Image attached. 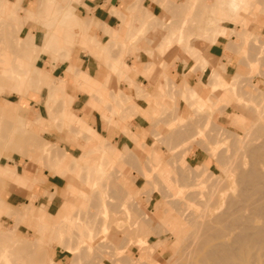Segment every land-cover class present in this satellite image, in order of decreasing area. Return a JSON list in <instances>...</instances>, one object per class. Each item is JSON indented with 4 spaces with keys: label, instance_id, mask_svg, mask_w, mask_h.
Returning <instances> with one entry per match:
<instances>
[{
    "label": "rangeland",
    "instance_id": "1",
    "mask_svg": "<svg viewBox=\"0 0 264 264\" xmlns=\"http://www.w3.org/2000/svg\"><path fill=\"white\" fill-rule=\"evenodd\" d=\"M124 4L99 35L83 0H0V264H264V231L250 243L231 238L264 227V180L250 183L255 192L236 184L251 161L243 133L262 128L250 144L264 141V0H161L157 16L140 0ZM218 35L233 58L228 78L212 68L201 96L168 77L176 62L204 67L202 49ZM76 51L105 74L82 70ZM134 56L140 67L127 63ZM135 70L155 79L151 91ZM93 109L125 139L98 131ZM136 113L151 139L132 129ZM223 240L235 258L205 261Z\"/></svg>",
    "mask_w": 264,
    "mask_h": 264
},
{
    "label": "crops",
    "instance_id": "2",
    "mask_svg": "<svg viewBox=\"0 0 264 264\" xmlns=\"http://www.w3.org/2000/svg\"><path fill=\"white\" fill-rule=\"evenodd\" d=\"M125 0H83V3L89 8L90 15L93 16V30L94 32H97V34H101L102 30V24H106L109 26H114L119 23V17L112 11L113 10H119L120 12H125ZM161 0H140L141 7L143 8V11L151 12L153 16H157L158 14H161L162 8L160 4ZM85 8V7H83ZM82 11H86V9H83ZM226 41L225 36L218 35L214 42L207 44L202 49V58L206 60V65L204 67L200 66V63H196V66L191 70L193 64V60L188 59L187 64L184 65L181 62H176L175 67L170 69L169 72V78L174 79L175 81H182L185 80L187 84L195 87L199 94L201 96H204L207 94V77L210 73L211 69L216 67L220 70L221 75L224 78H228L229 75L234 71V63L233 58L229 57L226 58L223 55V43ZM142 53H139L140 57ZM75 62L79 67L82 68V70L87 71L89 74L92 75H103L106 72V67L103 63L97 62V60L92 57L91 55H83L80 56L79 53L76 51L75 53ZM128 64L135 63L138 67L141 66L142 61L138 57L134 56V58L130 59ZM67 64V61H61L58 63V67H60L59 75H63V70ZM133 79L135 82H137V79L141 81L142 83H145L147 86V90L151 91L153 87H155V79L153 80L151 78H146L142 75H140L139 71L135 70L132 73ZM153 82L154 84L148 85V83ZM131 95H134V88L128 89ZM87 95L85 96L82 92L76 93L75 98L77 101H79L81 107L82 103L86 99ZM135 101L137 104L141 107H145L146 103L144 99L141 97H135ZM179 111V114L181 116L186 117L190 113L189 106L181 99H178L177 102V109ZM81 113V111H80ZM91 123H93L94 127L100 131H104L103 134L107 136L108 138H117L119 139H125L124 135L122 133H115V129L113 127L104 128L103 123L100 119V114L97 110L93 109L91 110ZM89 113V114H90ZM87 114V116L89 115ZM217 121H223L220 120V115L217 117ZM133 127L137 133L142 134V139L145 141L148 139H151L147 128V121L144 117H142L139 113H136L133 116ZM99 131V130H98ZM203 150V149H202ZM201 148H198L195 150L194 157L197 160H203L199 158V155H201L202 152ZM14 182L22 183L24 184L26 182V179L23 175H16ZM52 203V202H51ZM50 204V202L48 203Z\"/></svg>",
    "mask_w": 264,
    "mask_h": 264
},
{
    "label": "bare ground",
    "instance_id": "3",
    "mask_svg": "<svg viewBox=\"0 0 264 264\" xmlns=\"http://www.w3.org/2000/svg\"><path fill=\"white\" fill-rule=\"evenodd\" d=\"M234 43V42H233ZM232 45V44H231ZM249 51H250V49H249ZM251 52V51H250ZM247 85H249V84H247ZM241 90V89H240ZM264 113V112H263ZM250 115V114H249ZM251 117V116H250ZM243 120L244 119H242V123H243ZM255 121H256V119H255ZM246 122V121H245ZM244 122V123H245ZM252 124V123H251ZM259 123H256V126L258 125ZM244 125H246V124H244ZM253 125V129H255L254 128V126H255V124H252ZM250 124H249V127H248V125H247V127L248 128H250ZM262 126V124L260 125V127ZM259 127V126H258ZM264 127V126H263ZM220 128V127H219ZM252 128H250L251 130H252ZM262 129V128H261ZM260 129V130H261ZM258 131L257 130V128H256V130H253L252 132V135H251V132L250 131H246V133H243V138H242V143H243V145L244 146H242V147H245L246 148V151H247V153H246V155H248L247 157H248V160H251L250 161V168L248 169V171H246L247 170V168H245V172L243 171L242 173H240L239 175V178L237 179L238 180V182H237V180H236V184H238V186L239 187H243V190H244V187H245V185H246V183L248 184L249 183V185H247V187H250L249 188V190L251 189V191L253 190V186L255 185V183H258V182H260V181H262V180H264V173H262L261 171H259L257 168L260 166V164H262L263 163V161H262V159L264 160V158H261V155H262V157H263V155H264V153H263V150H264V141H262L261 143H258V144H256V145H254V144H250V136H252L253 137V135H254V131H258L257 133H261L262 132V130L261 131ZM244 132H245V130H243ZM224 132H226V131H223V133ZM235 133V132H234ZM256 133V134H257ZM255 134V135H256ZM229 136V135H228ZM253 139V138H252ZM236 140V139H235ZM264 140V139H263ZM237 143V142H236ZM252 143V142H251ZM242 145V144H241ZM245 151V152H246ZM243 152V151H242ZM244 152V153H245ZM263 153V154H262ZM249 155H251L252 156V158L253 157H256V159H257V161H254L252 158H250L249 157ZM223 156V155H222ZM252 160L254 161V163L257 165H254V163L252 162ZM248 164V163H247ZM248 166V165H247ZM241 170H239V172H240ZM228 172V171H227ZM238 175V174H237ZM250 183H254V185L252 186V188H251V184ZM261 183V182H260ZM262 183H264V182H262ZM258 186H259V184H257ZM264 184H262V185H260V186H263ZM258 186H256L257 188L256 189H258ZM261 188V187H260ZM259 188V189H260ZM248 190V189H247ZM248 190V193H246V191L244 192V193H246L247 195L248 194H250L251 195V193L252 192H255V191H249ZM255 190V189H254ZM257 191V190H256ZM251 192V193H250ZM258 192H259V190H258ZM264 192V191H260V195L262 194V193ZM243 192H241V194H244ZM238 194V193H237ZM246 194H244V198H245V195ZM257 194V193H256ZM252 195H254V194H252ZM238 196V195H237ZM254 196H256V195H254ZM232 197V196H231ZM230 197V198H231ZM239 197V196H238ZM243 196H241V198H242ZM253 197V196H252ZM264 197V193H263V196L261 195V197L259 196V198H257V199H260V198H263ZM243 198V199H244ZM249 199V198H248ZM255 199V198H254ZM229 200V199H228ZM247 200V199H246ZM246 200H244V202H246ZM256 200V199H255ZM255 200H252L251 198H250V202H253V201H255ZM242 201V200H241ZM248 201V200H247ZM258 201V200H257ZM261 201V200H260ZM262 202V201H261ZM260 202V203H261ZM243 203V202H242ZM248 203V202H247ZM254 203V206L253 205H251V206H249V207H255V205H259V203L257 204L256 203V201L255 202H253ZM252 203V204H253ZM229 204H230V202H229ZM244 204V203H243ZM237 205V204H236ZM262 205H264V204H262ZM228 206H230V205H228ZM245 206H246V204H245ZM259 206H257L256 208H258ZM262 208V207H261ZM234 209V208H233ZM237 209H238V207H237ZM227 210H228V208H227ZM253 210V209H252ZM222 211H223V209H222ZM224 212H226V208H225V211ZM218 213H220V211L218 212ZM223 213V212H222ZM233 213V212H232ZM260 213V212H259ZM225 213H223V215H224ZM227 214V213H226ZM243 214V213H242ZM221 215V214H220ZM228 215V214H227ZM234 215V214H233ZM232 215V216H233ZM230 216V215H229ZM231 217V216H230ZM234 217V216H233ZM246 217V216H245ZM258 217V216H257ZM222 222H223V220H221ZM264 221V220H263ZM217 223V222H216ZM219 223V222H218ZM226 222H224V223H222V224H225ZM248 224H249V228H250V224H251V222H248ZM263 224V223H262ZM240 225V224H239ZM239 225H238V228H239ZM242 226H243V224H241ZM226 226L228 227V225L226 224ZM234 226H235V224H234ZM253 226V225H252ZM263 226V225H262ZM246 227H247V229H249L248 228V226H247V224H246ZM254 227H257V226H254ZM253 227V228H254ZM207 228V227H206ZM225 228V227H224ZM243 228V227H242ZM252 227H251V229H253ZM258 228V229H257ZM257 228H254L255 230L257 229V232L254 230V232L255 233H253V230H251V229H249V230H246V231H252V233L251 234H249V233H247V234H245V232H243L244 234H236V236L235 237H231L232 239H233V242H235L236 244H240V243H242L243 244V242L245 243V242H249L250 243V241H252L253 239H255L256 237H258L259 235H261V233H262V231H264V227H257ZM226 229V228H225ZM233 229H235V228H233ZM212 230H214V228L212 229ZM241 230H243V229H241ZM228 231H230L229 229H228ZM245 231V230H244ZM238 233V232H237ZM220 234V233H219ZM215 235V234H214ZM220 236H221V234H220ZM198 237V236H197ZM209 237H211V236H209ZM230 238V239H231ZM262 238V237H261ZM259 239L260 238H258L257 240H258V242H256L257 243V245L259 246ZM196 240V239H195ZM200 240H202V237H200L199 238V241ZM256 240V239H255ZM197 241V240H196ZM198 241V242H199ZM204 241V240H203ZM263 241V240H262ZM197 242V243H198ZM210 242V241H209ZM218 242V241H217ZM230 242V241H229ZM197 243H196V246H197ZM259 243V244H258ZM192 244H193V242H192ZM199 244V243H198ZM202 244V243H201ZM231 244V243H230ZM261 244H262V242H261ZM261 244H260V247H261ZM264 244V243H263ZM210 246H212V245H210ZM209 246V247H210ZM240 246V245H239ZM245 246V245H244ZM193 247V246H192ZM241 247V246H240ZM252 247V246H251ZM247 248V247H246ZM207 249H208V247H207ZM239 249H241V248H239ZM239 249H238V251H239ZM249 249H250V247H249ZM205 250V249H204ZM194 251V250H193ZM244 251V250H243ZM206 252V253H205ZM204 253H205V256H202V257H204V260L205 261H208V262H211V263H216V262H219V261H223V260H229V259H232L234 256H235V254H236V251L231 247V246H229V245H226L225 243H224V240H223V242L222 241H220V243H216V244H213V246L211 247V248H209L207 251H205ZM245 252H246V250H245ZM194 253V252H193ZM204 253H203V255H204ZM243 253V252H242ZM241 253V254H242ZM235 258V257H234ZM199 261V260H198ZM200 261H203V260H201L200 259ZM205 261H203V262H205ZM207 262V263H208ZM206 263V262H205ZM210 264V263H209Z\"/></svg>",
    "mask_w": 264,
    "mask_h": 264
}]
</instances>
